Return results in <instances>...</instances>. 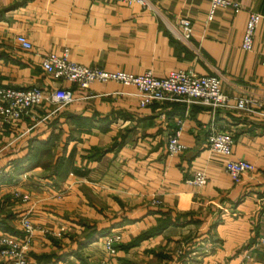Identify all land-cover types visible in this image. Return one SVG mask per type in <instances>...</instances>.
Instances as JSON below:
<instances>
[{
    "label": "crops",
    "instance_id": "1",
    "mask_svg": "<svg viewBox=\"0 0 264 264\" xmlns=\"http://www.w3.org/2000/svg\"><path fill=\"white\" fill-rule=\"evenodd\" d=\"M233 1L238 12L219 7L210 19L209 0H0L1 85L66 84L42 63L67 49L72 60L108 71L217 75L232 105L248 94L258 100L250 111L141 107L135 86L111 81L78 91L61 109L46 102L17 125L0 119V233L22 234L23 217L34 223L28 264H264V22L253 50L242 47L264 0ZM20 34L32 49L17 45ZM179 125L187 149L170 156ZM213 130H229L231 158L254 164L241 183L211 153ZM195 171L206 172L202 188L187 182ZM16 189L28 200L13 198ZM114 232L122 241L109 257L102 238Z\"/></svg>",
    "mask_w": 264,
    "mask_h": 264
},
{
    "label": "built area",
    "instance_id": "2",
    "mask_svg": "<svg viewBox=\"0 0 264 264\" xmlns=\"http://www.w3.org/2000/svg\"><path fill=\"white\" fill-rule=\"evenodd\" d=\"M120 1V0H113ZM144 3V0H127ZM211 10L209 18L212 19L219 7H233L236 12L240 6L233 0H209ZM264 15L259 12H251L247 21L242 47L246 51L253 50L254 36ZM181 26L186 37L191 34V21L183 18ZM17 45L23 50L33 48L32 42L23 34L17 35ZM44 70L54 76V79H62L66 84L55 85L52 89L33 85L25 88H16L0 84V119L6 123L17 125L24 118H35L39 108L44 103H49L55 109H61L66 105L78 100L80 90L88 89L93 83H108L111 81L124 85H132L138 89L139 104L141 107L155 103L168 104L171 102H183L188 105L204 104L213 110L219 108H238L250 111L258 101L252 95H244L237 99V104L232 105L231 97L222 91V81L217 75H200L195 71L175 70L165 77H156L151 71L143 74H134L126 71H108L100 66H88L71 59L66 49L61 54L49 53L43 59ZM264 90V85H263ZM257 104V103H256ZM181 126L179 125L168 137L167 151L170 156L183 153L187 147L180 142ZM234 138L229 130H213L208 136V145L212 154L219 155L225 160V170L236 184L241 183L246 176L255 169L250 161L239 158L232 159ZM7 170L0 166V178ZM187 182L197 188H202L207 183L206 172L195 171L193 177ZM12 197L26 201L28 195L22 194L17 189ZM158 203L157 200L153 201ZM22 234L15 235L8 232L0 233V261L2 264H28L36 227L27 217L22 218ZM43 232L50 233L47 229ZM60 235V234H58ZM104 248L109 257L118 252L122 241L119 232L110 233L102 238ZM264 244V235L261 237ZM88 264H110L108 260H97ZM214 264H227L226 261H214Z\"/></svg>",
    "mask_w": 264,
    "mask_h": 264
},
{
    "label": "trees",
    "instance_id": "3",
    "mask_svg": "<svg viewBox=\"0 0 264 264\" xmlns=\"http://www.w3.org/2000/svg\"><path fill=\"white\" fill-rule=\"evenodd\" d=\"M95 238H96V236H95V235H93V234H90V235H89V238H88V241L94 240Z\"/></svg>",
    "mask_w": 264,
    "mask_h": 264
}]
</instances>
